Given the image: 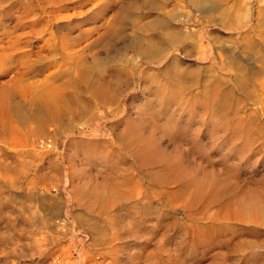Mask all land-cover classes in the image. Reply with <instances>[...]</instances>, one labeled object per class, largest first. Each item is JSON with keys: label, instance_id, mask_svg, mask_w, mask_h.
<instances>
[{"label": "rangeland", "instance_id": "1", "mask_svg": "<svg viewBox=\"0 0 264 264\" xmlns=\"http://www.w3.org/2000/svg\"><path fill=\"white\" fill-rule=\"evenodd\" d=\"M153 2L161 8H150ZM147 27L150 34L181 35L171 43L160 39L158 62L133 68L139 58L134 40ZM13 40L24 46L7 72L0 67V85L30 60L38 62L26 80L38 88L80 84L60 40L72 45L66 52L78 49L74 56L86 57L93 81L131 69L134 84L123 91V100L120 94V111L110 107L115 115L99 109L79 85L85 123H17L20 136L0 139V264H264V218L239 214L246 201L259 198L264 205V0H0V47ZM175 76L180 77L170 82ZM245 84L250 86L244 91ZM125 120L166 144L172 128L185 137L187 181H225L223 196L214 199L212 188L199 194L193 186L186 196L177 195V185L164 187L147 171H136L132 151L117 150ZM109 188L116 197L101 204L97 191ZM147 205L160 217L145 214Z\"/></svg>", "mask_w": 264, "mask_h": 264}, {"label": "bare ground", "instance_id": "2", "mask_svg": "<svg viewBox=\"0 0 264 264\" xmlns=\"http://www.w3.org/2000/svg\"><path fill=\"white\" fill-rule=\"evenodd\" d=\"M150 2V1H148ZM152 2V1H151ZM155 2V1H154ZM149 3V6L150 8L152 9H160L161 5L160 3L156 4V3ZM33 3V1H32ZM147 3V2H145ZM31 4V2H30ZM145 5V4H144ZM147 5V4H146ZM145 5V6H146ZM39 6V5H37ZM148 6V7H149ZM40 7V6H39ZM35 8V7H34ZM40 10V9H39ZM149 10V9H148ZM29 11V10H27ZM26 11V12H27ZM54 13V12H53ZM136 16V15H135ZM47 17V16H46ZM159 18V17H158ZM163 18V17H162ZM157 19V18H156ZM169 20V19H167ZM141 21V19H140ZM155 22V21H154ZM153 22V23H154ZM160 22V21H159ZM164 22H166L167 24L169 23L168 21L164 20ZM46 23H48L46 21ZM141 24V22H139ZM157 23V22H156ZM165 23V24H166ZM133 24V22H132ZM144 24V23H143ZM149 24V23H148ZM142 26V25H141ZM150 26V25H149ZM148 26V27H149ZM156 26V25H155ZM171 26V25H170ZM137 27H139L137 25ZM146 27V26H145ZM147 27V29H149ZM183 27V26H182ZM48 28V26H47ZM115 28V27H113ZM112 28V29H113ZM120 28V27H118ZM122 28V27H121ZM120 28V29H121ZM144 29V27H142ZM141 28V29H142ZM119 29V30H120ZM146 29V30H147ZM160 29V28H159ZM46 28H45V32H46ZM135 30V29H134ZM139 32L142 31L140 30V28L138 29ZM146 30H143L141 34H138V36H136V39H132L134 40L136 44H138V46H135L137 47V52L139 54V58L138 60L135 62L133 61L132 63V67L133 68H138L140 67V63L143 62V63H155V62H158V56L160 55L161 53V48L162 46L161 45V41L163 40H166L168 42H173L175 40H178V37H180L181 34H179V36L177 34H174V33H168L167 31L165 33H157L155 32L154 34H152L153 32H151L150 34V30H153L152 28L149 29V31H146ZM156 30V29H155ZM121 31V30H120ZM119 31V32H120ZM170 31V30H169ZM118 33L121 34V33H124V32H121V33ZM135 32V31H134ZM138 32V31H137ZM138 32V33H139ZM161 32V31H160ZM184 32V31H183ZM67 33V32H66ZM116 33V34H117ZM37 34V33H36ZM41 34V33H40ZM115 34V35H116ZM114 35V34H113ZM122 35V34H121ZM186 35V34H185ZM51 36V35H50ZM120 36V35H119ZM123 36V35H122ZM135 36V34H134ZM133 36V37H134ZM56 37V36H55ZM54 39H57L55 38ZM118 37V36H117ZM130 37V36H129ZM183 37V36H181ZM28 38V37H27ZM53 38V37H52ZM125 38V37H123ZM21 39V38H20ZM49 39V38H48ZM53 39V41L55 42V40ZM71 39V38H70ZM126 39H130V38H127ZM161 39V41H160ZM182 39V38H181ZM47 40V39H46ZM52 41V39H50ZM77 40V39H76ZM184 40V39H183ZM182 40V41H183ZM190 40H193V39H190ZM50 41V42H51ZM96 41V40H95ZM125 41V40H124ZM127 41V40H126ZM179 41V40H178ZM24 42V41H23ZM30 42V41H28ZM53 42V43H54ZM58 42V41H56ZM55 42V43H56ZM63 42V40H62ZM61 40H60V46H64L62 47V49H64L65 51H63L61 49V51H63V53L65 52L66 56H65V61H68L70 60L69 62H72L73 64L75 63V68H76V71L79 75V80L81 81L80 84H77L76 82H71V80H69L66 84H62L61 86H58L59 84H57L55 86L52 85H46L45 82L44 84L46 85L45 86V89L44 88H38V86H36L35 84L33 83H30L29 80L27 81L26 78L28 77L29 74H31L30 72H33V67L34 65L36 64V67H37V63L38 61H34V65H30L32 64L31 60L29 61L28 65L27 63H23L25 67H23L22 71L19 72L18 74H16L13 78H10L8 79L7 81L3 82L1 85H0V139L2 140H5V141H10L12 139V135L13 137L15 135L17 136H20L19 134L20 133H17L16 131V128H15V124H19L21 126H26V125H29V124H46V122H54V123H61V122H66L64 120H70L71 119L75 122L79 121V122H86V119L85 117V114H84V111L85 110V107H82V101H81V96L79 95L80 94V90L79 88L81 87H84V93H88L93 99H95L98 103V107L99 109H101L102 111H105L107 110V113L109 111H112L110 109V107H112L113 105H117L116 107V111H120L119 109V106H120V103H121V96H122V100H123V91L126 89V88H129L131 86V84L133 83L134 84V80H133V74H132V70H128V71H120L118 72L114 79H111V80H108V79H99V76H98V80L95 76V80L93 81V79L91 78V71L90 69L88 70L89 66L91 65H88L89 62L88 60L86 59L85 56H82V54L79 56H74L75 53L78 54V49L77 50H74V55L66 51H69L71 50L72 48H70L72 45L68 44V43H65L64 45L62 44L61 45ZM72 42V41H71ZM94 42V41H93ZM184 42V41H183ZM182 42V43H183ZM52 43V42H51ZM54 43V44H55ZM127 43V42H125ZM180 43V42H179ZM23 43H20L19 40L17 41H11L8 45L6 46H1L0 47V67L2 68V70H4V72H7L9 70V67L7 66V64L10 62L17 56L18 52L17 51H20L21 49H23V46L22 45ZM25 44V42H24ZM47 44V42H46ZM89 44V43H88ZM123 44V43H122ZM185 44V43H184ZM30 45V44H29ZM58 45V44H57ZM87 45V44H86ZM129 45V44H128ZM164 45V44H163ZM28 46V45H27ZM49 46V45H47ZM56 46V44H55ZM75 46H78L75 44ZM89 46V45H88ZM124 46V45H122ZM130 46H131V42H130ZM129 46V48H130ZM134 44L131 46L133 48ZM26 47V46H25ZM58 46H56L57 48ZM74 47V46H73ZM95 47V46H94ZM134 47V48H135ZM161 47V48H160ZM28 48V47H26ZM75 48V47H74ZM127 48V47H126ZM127 48V49H129ZM192 48V47H191ZM47 49V48H46ZM51 49V47H50ZM90 50V48H88ZM124 52H125V48H123ZM48 50V49H47ZM83 49L81 48L80 51H82ZM133 50V49H132ZM131 50V51H132ZM60 51V50H59ZM73 51V50H72ZM118 51V50H117ZM116 51V52H117ZM120 51V49H119ZM122 51V52H123ZM50 52V51H49ZM48 52V53H49ZM84 53H86L85 50H83ZM128 52V51H127ZM51 53V52H50ZM49 53V55H50ZM54 53V52H53ZM61 53V52H60ZM121 53V51H120ZM126 53V52H125ZM64 54V55H65ZM80 54V53H79ZM87 54V53H86ZM134 54V53H133ZM41 55V53H40ZM39 55V56H40ZM42 55H45V54H42ZM55 55V54H54ZM60 54L58 53V56ZM123 55V53H122ZM38 56V55H37ZM89 56V55H88ZM96 56H99V55H96ZM94 57L92 59H97V57ZM108 56V55H107ZM128 56V55H127ZM43 57V56H42ZM46 57V55H45ZM134 57V56H132ZM52 58V56H51ZM53 58H56V57H53ZM60 58V57H59ZM130 58V57H129ZM39 59V58H38ZM41 59V58H40ZM57 59V58H56ZM164 59V58H163ZM42 60V59H41ZM48 60H50V58L48 57ZM63 60V59H62ZM130 60V59H129ZM135 60V59H134ZM45 61L47 62V59L44 60V63ZM87 61V62H86ZM132 61V60H131ZM41 62V61H39ZM68 62V63H69ZM43 63V61H42ZM41 63V64H42ZM86 63H88V68L86 66ZM22 64V65H23ZM40 64V63H38ZM46 64V63H45ZM52 64V63H51ZM64 64V63H63ZM130 63H128L129 65ZM71 65V64H70ZM131 65V64H130ZM40 66V65H39ZM61 66V65H60ZM127 66V64H126ZM51 67V66H50ZM72 67V66H71ZM91 67V66H90ZM129 67V66H127ZM49 68V67H48ZM166 68V67H165ZM37 69V68H36ZM70 69V68H69ZM67 69H64L62 71H60L63 75V73H66ZM95 70V69H94ZM2 72V71H1ZM75 72V71H74ZM73 72V73H74ZM70 73V72H69ZM96 73V72H95ZM5 74V73H4ZM93 74H94V71H93ZM92 74V75H93ZM103 74V72H102ZM74 75V74H73ZM95 75V74H94ZM101 75V74H100ZM103 76V75H102ZM220 76V75H219ZM94 77V76H93ZM124 77V78H123ZM180 77V76H179ZM179 77H172V79L170 78V82L171 81H175L176 78L179 79ZM218 77V76H217ZM245 78V75L243 76ZM37 78V77H36ZM207 77H205V80H206ZM247 78V77H246ZM29 79V78H28ZM58 79V78H57ZM68 79V78H67ZM92 79V80H91ZM155 79V77H154ZM261 79V78H260ZM150 80V79H149ZM162 80V79H161ZM160 80V81H161ZM205 80H204V83H205ZM241 80V77L239 79V81ZM247 80V79H245ZM244 80V81H245ZM263 80V79H262ZM208 80H206L207 82ZM251 81V79H250ZM258 81V80H257ZM264 81V80H263ZM43 82V81H42ZM52 82V81H51ZM148 82V81H147ZM243 81H241L240 85L239 86H243ZM246 82V81H245ZM35 83V82H34ZM137 83V82H136ZM154 83V82H153ZM157 83V82H155ZM211 83H213V81H211ZM217 83V82H216ZM219 84V83H218ZM238 84V83H237ZM242 84V85H241ZM249 84V83H247ZM80 85V87H79ZM153 85V84H152ZM173 85V84H172ZM256 85V84H255ZM211 86V85H210ZM213 86V84H212ZM245 88H244V91L246 90V87L250 86V85H247L246 84L244 85ZM77 87V88H76ZM209 87V86H208ZM207 87V89H208ZM225 87V85H224ZM222 86V88H224ZM72 91H70V89H72ZM243 88V87H242ZM83 89V88H82ZM149 89V88H148ZM151 89V88H150ZM165 89V87H164ZM169 89V88H168ZM181 89V88H180ZM179 89V90H180ZM227 89H229L227 87ZM231 89V88H230ZM229 89V91H230ZM79 90V91H78ZM158 90V89H157ZM182 90V89H181ZM184 90V88H183ZM205 90V89H203ZM213 90V89H212ZM224 90V89H223ZM249 90V89H247ZM70 91V92H69ZM148 91V90H147ZM159 91V90H158ZM215 91V89H214ZM226 91V90H225ZM232 91V90H231ZM250 91V90H249ZM150 92V91H149ZM178 92V89L177 91ZM181 93V91H179ZM183 92V91H182ZM211 92V91H209ZM243 92V91H242ZM248 92V91H247ZM246 92V94H247ZM126 93V92H125ZM153 93V91H152ZM159 93V92H158ZM184 93V92H183ZM212 93V92H211ZM215 93V92H214ZM220 93V91L218 92ZM223 93V92H222ZM252 93V92H251ZM120 94H122L120 96ZM155 94V93H154ZM164 94H166V92H164ZM168 94V93H167ZM166 94V95H167ZM178 94V93H176ZM205 94V93H204ZM203 94V95H204ZM227 94V93H225ZM250 94V92H249ZM256 94V93H255ZM163 95V94H162ZM248 95V94H247ZM252 95V94H251ZM156 96V95H155ZM179 96V95H178ZM223 96V95H222ZM221 96V97H222ZM165 97V96H164ZM167 97V96H166ZM181 97V96H180ZM208 97V96H207ZM210 97V96H209ZM212 97L216 98V96H213ZM219 97V96H218ZM218 100H220V98ZM225 97V95H224ZM230 97V96H229ZM232 97H233V94H232ZM231 97V98H232ZM262 97V96H261ZM206 98V96H205ZM211 98V97H210ZM230 98V99H231ZM255 98V97H254ZM162 99V98H161ZM165 99V98H164ZM168 99V97H167ZM164 102L165 103V107H169V105L171 104V101L170 100H167ZM179 99V98H177ZM182 99V98H181ZM223 99V98H222ZM258 99V98H257ZM174 100V99H173ZM217 100V99H216ZM163 101V99H162ZM176 103V100H174ZM186 101V100H185ZM185 101H181L183 104ZM213 101V100H212ZM215 101V100H214ZM213 101V102H214ZM223 101V100H222ZM227 101V99L225 100ZM256 101V100H255ZM156 102V101H155ZM154 102V103H155ZM180 102V101H179ZM219 102V101H218ZM217 102V103H218ZM91 103V102H90ZM159 103V102H158ZM157 103V104H158ZM203 103V102H202ZM205 103V102H204ZM225 103V102H224ZM93 104V102H92ZM161 104V103H160ZM181 104V103H180ZM181 104V105H183ZM187 104V103H186ZM221 104V103H220ZM227 104V103H226ZM91 105V104H90ZM94 105V104H93ZM173 105V104H172ZM205 105V104H204ZM203 105V106H204ZM213 105V103H212ZM223 105V103L221 104ZM95 106V105H94ZM159 106V105H158ZM225 106V105H223ZM222 106V108H223ZM172 107V106H171ZM179 107V105L177 106ZM217 107V104L215 103V106H214V109H215V115L217 114V112H221V107L219 106V108H216ZM93 108V107H92ZM151 108V107H150ZM154 108V107H153ZM208 108V107H207ZM105 109V110H104ZM167 109V108H166ZM166 109L163 108V110L161 111V115L166 113ZM169 109V108H168ZM171 109V108H170ZM187 109V108H186ZM218 109H220L218 111ZM225 111H226V108H224ZM95 110V109H94ZM157 110V109H156ZM159 110V109H158ZM207 110V109H206ZM115 111V112H116ZM172 111V110H171ZM184 111V110H183ZM114 112V113H115ZM187 112V111H186ZM194 112V111H193ZM92 113V111H91ZM100 113V112H99ZM105 113V112H104ZM110 114L112 112H109ZM114 113H112L111 115H115ZM170 113V112H169ZM196 113V112H195ZM96 114V113H95ZM154 113H152L153 115ZM156 114V113H155ZM154 114V116H155ZM183 114V113H182ZM221 114V113H220ZM219 114V115H220ZM224 114V113H223ZM222 114V115H223ZM141 115V114H140ZM144 115V114H142ZM218 115V114H217ZM91 116V115H89ZM101 116V115H100ZM117 116V115H116ZM151 116V115H150ZM169 116V115H168ZM98 117V116H97ZM141 117V116H140ZM156 118H158L159 116H155ZM192 117V116H190ZM88 118V117H87ZM99 118V117H98ZM152 118V117H151ZM180 118V117H179ZM93 119V118H92ZM102 119V118H101ZM137 120V118H135ZM154 119V117H153ZM164 119V118H162ZM100 120V119H99ZM139 120V119H138ZM158 120V119H157ZM160 120V119H159ZM68 121L66 124H68ZM167 121H172V120H167ZM127 122H131V121H127L125 120V123L127 124ZM153 122V121H152ZM174 122V121H173ZM139 123V122H138ZM151 123V122H149ZM148 123V124H149ZM65 124V125H66ZM144 124V123H143ZM152 124V123H151ZM179 124V123H178ZM239 124V123H237ZM156 125V124H155ZM159 125V122L158 124ZM250 125V124H249ZM41 126V125H40ZM97 126V125H96ZM142 126V125H141ZM237 127L240 126L239 125H236ZM234 127V129H236L237 127ZM242 126V124H241ZM240 126V127H241ZM244 126V124H243ZM247 126V125H246ZM98 127V126H97ZM96 127V128H97ZM251 128V126H249ZM102 128V127H101ZM146 129V128H145ZM156 129V128H155ZM159 129V128H158ZM161 129V128H160ZM167 129V128H166ZM173 129V128H172ZM170 129L171 131H169L170 133L167 134L166 133V137L171 135V143L170 144H166L162 141V138H157L155 136V133H152L153 129L151 130V133L152 134H148L146 135L144 132H142L143 130H140L139 127L134 123H128L127 126H126V129L125 131H123V135H121L119 138H118V149L119 151H121V153H125L124 155H127V154H130L128 151H132L133 153V156H130L131 158L133 157V159H135L136 163H135V170L139 169V171H147L146 172V176L148 175V178L151 179V181H154L156 182L157 184H161L162 186L164 187H167L169 185H172V184H175L177 185V187L179 188L178 189V193L177 195H181V196H186L187 193L189 192L190 188L193 186L197 193H203L205 191L206 188L210 187L212 188V190L214 191V199H218L219 197L223 196L224 194V191L226 190V184L221 181L220 179H216L215 177H206V178H198V177H195L192 178L189 182L187 181V151L184 150V148H182V146L184 145L185 143V137H179V135L177 133H173V130ZM249 130V128H246ZM70 130V129H69ZM68 130V131H69ZM75 130V129H74ZM79 130V129H78ZM92 130V129H91ZM95 130V129H94ZM164 130V129H162ZM231 130V129H230ZM238 130V129H237ZM241 134L239 136H241L243 133H242V130H243V127H241ZM251 130V129H250ZM67 131V132H68ZM80 131V130H79ZM157 131V130H156ZM176 131V130H175ZM232 131V130H231ZM66 132V133H67ZM72 132V130H71ZM70 132V133H71ZM75 132V131H74ZM154 132V131H153ZM159 131H157L158 133ZM165 132V131H164ZM230 132V131H229ZM240 131H236V133ZM245 132H248V131H245ZM69 133V132H68ZM98 134V133H97ZM103 134V133H102ZM182 134V133H181ZM236 134V135H238ZM245 134V133H244ZM243 134V135H244ZM113 135V134H112ZM162 135V134H161ZM164 135V134H163ZM178 135V136H177ZM217 135V134H215ZM91 137V136H90ZM237 137V136H236ZM217 138V137H216ZM15 139V138H14ZM165 138H163L164 140ZM196 139V138H195ZM88 140V139H87ZM97 140V139H96ZM82 141V139L80 140ZM79 141V142H80ZM89 141V140H88ZM103 141V139H102ZM167 141V139H166ZM195 141V140H194ZM75 142V141H74ZM78 142V143H79ZM83 142V141H82ZM90 142L92 143V141L90 140ZM95 142V141H94ZM100 142V140H99ZM106 142V141H105ZM116 142V141H115ZM81 143V142H80ZM103 143V142H102ZM114 143V142H113ZM107 145V143H105ZM93 145H96L93 143ZM92 145V146H93ZM109 145V144H108ZM117 145V146H118ZM102 146V145H101ZM113 146V145H112ZM111 146V147H112ZM115 146V145H114ZM170 146H172L175 150H173L174 152H170L168 151V149H170ZM96 147V146H95ZM99 148V147H98ZM107 148V146H106ZM114 148V147H113ZM244 148V147H243ZM102 149V148H101ZM109 149H110V146H109ZM129 149V150H128ZM240 149V148H239ZM104 150V149H103ZM111 150V149H110ZM113 150V149H112ZM116 150V151H117ZM238 150L236 147H235V151L237 153ZM118 151V154L120 155V152ZM124 151V152H123ZM112 152V151H111ZM110 152V153H111ZM116 153V152H115ZM127 153V154H126ZM123 155V154H122ZM105 156V155H104ZM118 156V155H117ZM121 156V155H120ZM119 156V157H120ZM129 158V157H128ZM119 160V159H118ZM111 161V160H110ZM124 162V160H123ZM133 163V164H134ZM113 164V163H112ZM111 165V164H110ZM118 165V164H117ZM127 166V165H126ZM134 166V165H133ZM132 166V167H133ZM113 167V166H112ZM110 167V168H112ZM117 167V166H116ZM131 167V168H132ZM128 168V167H126ZM117 169V168H116ZM121 169V167H120ZM129 169V168H128ZM113 170V169H112ZM127 170V169H126ZM134 170V169H133ZM136 170V171H137ZM155 170H157V172H154ZM115 171V170H114ZM130 171V170H129ZM145 176V177H146ZM210 176V175H209ZM218 177V176H217ZM190 179V178H189ZM144 180V179H143ZM149 181V179H147ZM108 181V179H107ZM111 182H114L113 179L111 180ZM153 183V182H152ZM107 184V183H106ZM115 184V183H114ZM107 186V185H105ZM104 186V187H105ZM112 187V183L109 182V186H107V189L108 187ZM103 187V186H102ZM101 187V188H102ZM103 187V188H104ZM116 188V185L114 186ZM102 188V189H103ZM209 188V189H210ZM106 187H105V190L107 191ZM101 189H98L97 192H99V194L97 193V199L102 201L101 204H104L105 202L107 203L108 201H113L114 198L116 197L115 196V192L110 188L107 193H104V192H100ZM104 190V191H105ZM220 190H224V191H220ZM176 192V191H175ZM194 192V191H193ZM260 192V191H259ZM263 193V192H262ZM95 194V193H94ZM93 194V195H94ZM257 194V192H256ZM259 194V193H258ZM262 195V194H261ZM92 196V195H91ZM90 196V197H91ZM96 196V195H95ZM119 196V195H118ZM180 196V197H181ZM257 196V195H256ZM263 196H264V193H263ZM94 197V196H92ZM120 197V196H119ZM258 197V196H257ZM89 199V198H88ZM87 199V201L89 203H91V201H89ZM95 199V198H94ZM93 199V201H94ZM97 199H95L96 201H98ZM256 199V198H254ZM259 199V198H258ZM258 199L256 200H252V201H246L244 202L243 204L240 205V211H239V214L241 216H246L247 214L248 215H251L253 217H261V218H264V205H260ZM92 200V199H91ZM260 200V199H259ZM104 202V203H103ZM225 202V201H224ZM100 203V202H99ZM100 206V205H99ZM232 206V202H227L225 204V208H230ZM239 207V206H238ZM145 214H150V215H153V216H156L158 218V212L156 210H154V208L151 206V205H147L145 207V211H144ZM160 217V216H159ZM163 217V216H162ZM208 228V227H207ZM156 228H150V231L152 233H155L156 232ZM162 257V256H161Z\"/></svg>", "mask_w": 264, "mask_h": 264}]
</instances>
